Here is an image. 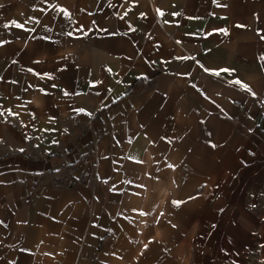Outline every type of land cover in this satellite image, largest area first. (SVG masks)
<instances>
[{
	"label": "crops",
	"instance_id": "obj_1",
	"mask_svg": "<svg viewBox=\"0 0 264 264\" xmlns=\"http://www.w3.org/2000/svg\"><path fill=\"white\" fill-rule=\"evenodd\" d=\"M262 57L264 0H0V264H264Z\"/></svg>",
	"mask_w": 264,
	"mask_h": 264
},
{
	"label": "snow or ice",
	"instance_id": "obj_2",
	"mask_svg": "<svg viewBox=\"0 0 264 264\" xmlns=\"http://www.w3.org/2000/svg\"><path fill=\"white\" fill-rule=\"evenodd\" d=\"M157 12H158V15H164V13L163 12H161L160 10H157ZM13 23H15V22H13ZM17 27H19L20 25H16ZM261 59H264V57H262ZM224 71H227V70H224ZM219 73H217V75H218ZM0 115H2V113H0ZM21 151H22V149H21ZM180 202H177V201H173V204L174 205H178ZM142 215H146L145 213H141ZM161 215H163V213L161 214Z\"/></svg>",
	"mask_w": 264,
	"mask_h": 264
},
{
	"label": "built area",
	"instance_id": "obj_3",
	"mask_svg": "<svg viewBox=\"0 0 264 264\" xmlns=\"http://www.w3.org/2000/svg\"><path fill=\"white\" fill-rule=\"evenodd\" d=\"M73 181L72 180H68V185H72Z\"/></svg>",
	"mask_w": 264,
	"mask_h": 264
}]
</instances>
